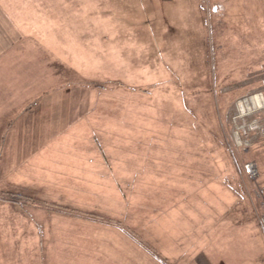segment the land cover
I'll return each instance as SVG.
<instances>
[{"label":"rangeland","instance_id":"374dc122","mask_svg":"<svg viewBox=\"0 0 264 264\" xmlns=\"http://www.w3.org/2000/svg\"><path fill=\"white\" fill-rule=\"evenodd\" d=\"M191 1L62 0L67 11L36 25L34 34H13L10 48L0 49L5 89L24 92L25 105L35 90L72 84L77 110L94 107L65 133L56 128L50 146L63 177L51 178L43 193H0V201L38 213V222L63 239L50 238L40 253V239L32 241L25 226L19 242L0 238V264H264L257 193L264 139L241 149L231 126L237 101L264 92V0H244L241 18L226 24L243 50L223 43L221 3L206 0L208 25L215 26L204 30L186 14ZM124 26L135 29L126 32L129 49L117 32ZM160 44L176 45L182 59L162 52L152 59ZM51 54L68 67L57 73L70 82L50 81ZM249 161L258 167L256 181L245 172ZM9 195L20 203L2 199Z\"/></svg>","mask_w":264,"mask_h":264},{"label":"crops","instance_id":"0c3cea01","mask_svg":"<svg viewBox=\"0 0 264 264\" xmlns=\"http://www.w3.org/2000/svg\"><path fill=\"white\" fill-rule=\"evenodd\" d=\"M60 1L62 0H0V49L7 51V49L10 48L7 44L11 40H14L12 38L13 34H23L25 37L34 34L37 31L36 25L40 23L44 25L46 20L54 18L55 13L57 15V12L67 11L69 8L65 4H61ZM213 1L221 3L226 8L225 12L227 16L223 20V43H231L229 48L232 49H245L242 38L235 35L232 36L237 32L234 31V33H231L228 28H226V24H232V19L237 21L238 18H241V14L239 15L238 10L244 0ZM187 7L189 10L186 14L192 18L193 22L204 27V30L207 26L212 30V27L215 25L212 26V21H210L208 25L207 19L209 20V15L207 13L206 0H193L187 4ZM17 17L20 19L23 18L24 21H19ZM210 17L213 20L216 15H211ZM193 22L191 21L192 24ZM48 26L50 27V25ZM69 30L71 29H67V31ZM120 30L123 31L122 34L125 37L124 43H127L126 49H129L130 39H127L126 32L130 33L135 29L134 27L129 28V26H124L122 29H118L117 32L119 33ZM134 32L135 31H132L133 35ZM228 33L230 36H228ZM147 34L151 42H149V49H147L146 53L149 55V63H151V53L153 51V46H155V43L152 42V36L155 35L152 29H150ZM198 37L199 28L192 30L191 41L189 42L192 56V50L197 49L194 43L198 41ZM132 39L134 41V36ZM194 39H196V41H194ZM112 44H115L113 40ZM164 46L163 44L159 45L158 49L153 53L152 59L158 56V52H162L164 57L168 56V59H182L181 51L179 49L177 50L176 45L171 46L173 50H166ZM254 50L256 51L258 48L255 47ZM97 52L101 54V52ZM242 56L243 54L240 53L236 55V58L242 60ZM63 57L69 64L70 62L67 56L64 55ZM6 59L7 58L1 59L0 63V193H43L46 185H54V183L50 182L51 178H61L65 175V173L63 175L62 171L55 170V148L54 146H50L55 145V137H57L56 128L63 132L64 130L72 129L73 123L82 122L85 116L83 114H90L91 110L93 112L94 109L92 108L94 107L89 108V110L84 109V111H80V109L77 110L76 107L80 106L81 102H78V106H76L73 105L72 100L79 98L80 93L77 94L71 90L73 89L72 84L60 87L57 86L58 88L56 89L42 93L39 92V90H35V93L30 94L32 101L25 105L24 92H8V89H5L8 78L5 76V73H2L3 70L1 67L7 66ZM51 59L52 60L48 63L49 67H51L50 71H52L49 72L50 81L70 82V79H65L57 73V68L59 69L60 66L66 69L68 67L64 63L60 65L59 63L58 65L56 64L57 55L54 56L51 54ZM150 66L152 65L150 64ZM67 71L71 73L72 68ZM16 77L18 78V76ZM64 97H68V100H59L65 99ZM82 102L84 103L85 99ZM72 116L75 117L73 118ZM26 153H28V155H24ZM36 205L31 206L33 210L36 209ZM7 209L8 212L6 211ZM40 210L44 211V217L48 219L52 217L45 209L39 207L37 211ZM14 211L15 213L13 216L9 215ZM37 214L38 213L29 216L17 205L0 201V238L6 235L7 239L15 238V240L19 242L24 236L23 232L26 226L28 230L27 234L32 235V241L40 239L41 245L39 247V252L44 253V243H49L50 238L63 239V237L52 235V232L47 228L48 224L44 225L43 222H38ZM54 219L55 218H53V220ZM75 220L80 221L78 219ZM44 222L49 223L46 221ZM80 222L82 223V221ZM31 227H34V230L30 229ZM79 238H81V236H79ZM71 240L73 239H70V241ZM40 255L43 256L44 254Z\"/></svg>","mask_w":264,"mask_h":264},{"label":"built area","instance_id":"2783aa9c","mask_svg":"<svg viewBox=\"0 0 264 264\" xmlns=\"http://www.w3.org/2000/svg\"><path fill=\"white\" fill-rule=\"evenodd\" d=\"M212 7L214 12H218L220 5L213 4ZM231 126L234 144L241 149H251L257 137L264 139V92H256L237 101ZM244 168L253 181L259 178L258 167L253 161L247 162ZM257 193L264 204V183L258 185ZM260 222L264 228V212Z\"/></svg>","mask_w":264,"mask_h":264},{"label":"trees","instance_id":"16d2710c","mask_svg":"<svg viewBox=\"0 0 264 264\" xmlns=\"http://www.w3.org/2000/svg\"><path fill=\"white\" fill-rule=\"evenodd\" d=\"M12 195H15V194H12ZM12 195H9V196H6V197H3L2 199H4V200H8V201H14V202L20 203L17 199H15V198H17V197H16V196L14 197V196H12Z\"/></svg>","mask_w":264,"mask_h":264}]
</instances>
